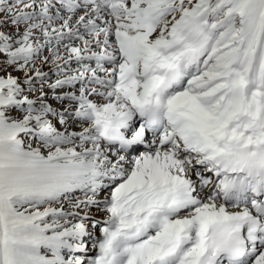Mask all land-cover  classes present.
Returning <instances> with one entry per match:
<instances>
[{"label":"snow or ice","instance_id":"obj_1","mask_svg":"<svg viewBox=\"0 0 264 264\" xmlns=\"http://www.w3.org/2000/svg\"><path fill=\"white\" fill-rule=\"evenodd\" d=\"M0 264H264V0H0Z\"/></svg>","mask_w":264,"mask_h":264},{"label":"rangeland","instance_id":"obj_2","mask_svg":"<svg viewBox=\"0 0 264 264\" xmlns=\"http://www.w3.org/2000/svg\"><path fill=\"white\" fill-rule=\"evenodd\" d=\"M4 30H6V31H11L12 30V26L11 25H8ZM78 43V42H77ZM46 51V52H45ZM44 52H43V55H45V56H47V55H49V53H48V51L47 50H45ZM63 51V50H62ZM62 54H63V52H62ZM64 55V54H63ZM42 59V58H41ZM76 64H72L71 65V67L72 68H76V66H75ZM36 67L37 68H39V69H41L43 72H45V73H48V79H47V81H46V84H45V88H44V91H46L47 93H48V97H49V99H48V103H50L51 104V106H52V108L53 109H55V110H59V109H61V110H63V107L65 106L64 104H62L61 102V100H59V99H56V96L57 95H62L65 91H67L68 89L65 87V88H61V89H52V88H48L47 87V85L48 84H53L57 79H62L63 77L62 76H60V75H57V73L55 72V71H53V69H54V65L49 61L48 63H41V60H37V62H36ZM8 71H10V72H12V74L13 75H18V76H20L21 77V79H23L24 78V74L22 73V72H15V71H13L11 68L10 69H8ZM33 75H34V73H33ZM37 84L39 85V81H37ZM50 89H52V91L50 90ZM54 90V91H53ZM51 91V92H50ZM58 103V105H57V103ZM56 115L55 114H52L50 117H49V119H51L52 120V122H53V124L59 129V130H63L64 131V127L62 126V125H60L59 126V123H57V121L55 122L54 121V117H55ZM55 122V123H54ZM26 139H30V138H26ZM37 143L36 142H33V147H36L37 145H36ZM75 196H78L77 195V192L74 194ZM102 216H103V213L102 214H96V218L98 219H100V218H102ZM94 231H97V230H99V227L98 228H95V229H93Z\"/></svg>","mask_w":264,"mask_h":264},{"label":"bare ground","instance_id":"obj_3","mask_svg":"<svg viewBox=\"0 0 264 264\" xmlns=\"http://www.w3.org/2000/svg\"><path fill=\"white\" fill-rule=\"evenodd\" d=\"M46 52V51H45ZM63 52V51H62ZM64 55H66L65 53H63ZM76 66V65H75ZM77 67V66H76ZM51 91H52V89H50ZM50 91V92H51ZM54 91V90H53ZM57 103V102H56ZM62 104H64V105H66L67 104V102L65 101V102H61ZM57 105H58V103H57ZM62 109V108H61ZM61 109H59V111H62ZM55 119H54V121L56 122L57 121V123H59V118L57 117V116H55L54 117ZM54 122V123H55ZM61 124L59 123V126H60ZM57 126V125H56ZM64 128H65V126L64 125H62ZM83 126H86V125H83ZM61 127V126H60ZM82 130V125H81V123L79 122V121H76V122H70V126L68 127V131H70V132H72V131H75V132H79V131H81ZM63 131V130H62ZM77 143H79V142H77ZM37 145V144H36ZM141 150H143V149H141ZM77 197H81L82 196V193H80V192H77ZM93 212L95 213V209H93ZM94 235H96V236H99L100 235V231L99 230H97L96 232H94Z\"/></svg>","mask_w":264,"mask_h":264}]
</instances>
